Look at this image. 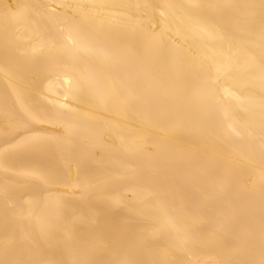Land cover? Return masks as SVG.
Here are the masks:
<instances>
[{
	"label": "bare ground",
	"instance_id": "1",
	"mask_svg": "<svg viewBox=\"0 0 264 264\" xmlns=\"http://www.w3.org/2000/svg\"><path fill=\"white\" fill-rule=\"evenodd\" d=\"M0 264H264V0H0Z\"/></svg>",
	"mask_w": 264,
	"mask_h": 264
}]
</instances>
